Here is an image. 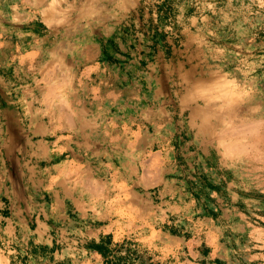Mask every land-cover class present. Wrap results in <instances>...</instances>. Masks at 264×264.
Masks as SVG:
<instances>
[{
	"label": "rangeland",
	"instance_id": "1",
	"mask_svg": "<svg viewBox=\"0 0 264 264\" xmlns=\"http://www.w3.org/2000/svg\"><path fill=\"white\" fill-rule=\"evenodd\" d=\"M52 2L64 11L65 17H69V20L76 23V25L67 26V40L73 36L80 39L84 37L89 42L87 49L77 46V49L73 50V58L77 62L72 66L73 73L68 76L71 77L74 89L78 88V91L74 95H69L68 105L71 104L66 110L72 112L71 115H77L80 118H91L86 122L88 127L83 131L82 138L88 139L89 147H93L95 151L89 154L90 159L86 160V164L93 186L97 184L95 186L97 188L89 186L95 191L92 192L94 189L89 190L82 178L87 171L82 168L81 164L74 165L73 163L74 167L69 171L74 174L76 183L67 185V188L78 194L80 198L90 199L91 204L96 207L93 210V225L101 226L102 230L109 232L106 235L107 244L114 241L116 243L126 242L133 245V249H128V251L135 253L144 246H159L162 243L163 237L156 231H148L147 225H142L141 220L138 219L141 212L130 206L133 185L129 183L142 178L149 179L150 190L155 189V195L158 194L157 188L164 183L161 193L170 199L184 197L188 202V199L206 196L215 203L216 208L212 210L204 206L202 215L212 218L217 224H232V221L234 225L240 226L249 223L264 224V219L255 215H247L246 210L249 206L248 197L264 195V185L256 183L259 177L264 175V56H262L264 54V45H262L264 44V26L261 25L260 28L258 25H253L248 34L243 33L240 24L233 28L228 25L232 20L225 8H197L196 6L199 5L197 0L186 1L185 6L180 9L173 7L181 6L183 2L180 0H170L169 3L167 0H106L98 6L96 13L91 15L93 19H90L89 25H85V17L81 12L83 0H53ZM2 3L5 11L3 14L0 10V200L6 203L13 179L19 177L22 182H30L27 180L28 175L34 172L26 165L20 170L13 169L9 163V160L13 158L12 155L16 160H28L29 165H37L38 170L46 165V162L36 160L30 150L23 152L25 145L30 143L31 146H29L33 148L34 142L38 141L36 133L27 126L29 117L25 115L23 106L27 102L28 104L33 102V110L37 107L43 109L44 106L36 100L37 82L40 81L42 84V81L40 73L36 70L38 65L35 63L33 51L7 48L8 43L13 46L18 44V36L1 29L2 24L9 23L10 19L7 6L10 2L0 0L1 6ZM168 4L170 8L167 7ZM27 11L31 9L27 8ZM145 12L149 14L145 16ZM252 12L249 15H253ZM32 14L44 37L48 30L46 23L39 15ZM137 17L140 19L137 20ZM154 17H157L154 25L141 24L142 22L146 24V19L151 23ZM234 17V19L241 20L238 15ZM143 28H145V33L146 29L149 32L153 29L156 37L149 45L150 49H141L134 53L130 49L135 50V45L138 46L137 32L141 33ZM227 29L230 30L227 31ZM12 31H15V28H12ZM119 35L123 38L122 42H126L124 38H127L131 40V43H125V46L119 45L117 41ZM51 38L54 41L57 40L53 37L43 39L42 45L46 46V41ZM140 42L142 44V41ZM68 43L72 44V41ZM77 43L82 44L81 41H74L73 44L77 45ZM105 47L108 48L106 51ZM46 51L47 49H44L41 52L42 57L39 59L42 63L48 58ZM9 52L12 54L7 55ZM14 54L19 58L23 56L24 61L25 59L30 61L26 65L23 64L25 66L21 67L23 71L12 67ZM6 66L11 67L8 70ZM210 68L217 69L220 74L222 73L221 76L233 81V87L242 96L238 103V112L241 116L260 117L261 129L259 127L258 134L252 135L253 139L255 135V139L258 138L255 145L257 148L252 146L255 142L248 134L244 138L248 141V150L239 155L235 153L232 158L225 157L211 145L214 138L212 139L208 133H201L197 130L196 124L200 122V119L195 116L190 120L189 109L182 110L179 102L175 100V92H185L180 89V81L206 77ZM157 82L159 84L155 91L154 85ZM81 88H85L87 93L81 94ZM114 89L115 92L121 91L123 97H126L124 104L114 97L103 98L98 100V103L92 99L93 94L101 97L103 92L109 90L108 93H111ZM32 90L33 92L29 93ZM1 94L4 96L3 99ZM191 104L195 103L191 101L189 105ZM154 106L156 111H154ZM90 109L96 112L93 116L89 114ZM43 116L48 118L44 112L39 115V118ZM22 117H24L23 120ZM153 121H161L162 124L163 150L160 153L155 151H158L156 146L153 150L149 146L153 136L150 122ZM9 123L12 128L9 127ZM140 129L144 130L147 137L137 145L136 138ZM10 131L15 134V138L12 142L11 153L8 155L5 149ZM54 137V135H48L46 140L50 142ZM101 139L104 141L105 152L100 153L101 160H96L95 157L99 155L97 148L102 142ZM252 147L255 149L253 150ZM256 154L260 156L256 157ZM64 155L60 154L56 160L63 158ZM151 155L154 156L153 160L150 159ZM119 157L124 160L123 164L119 163ZM102 165L105 170L102 169ZM37 173L44 174L40 171ZM196 181H200L202 185H195L193 182ZM240 181H254L255 183H235ZM26 186L29 192H33L35 188L34 191L44 193L48 200L51 197V189L55 187L53 184ZM170 195L173 196L169 197ZM177 195L179 197H176ZM99 205L105 207L98 209ZM68 212L70 217L75 215L70 209ZM186 213L187 217H192L191 221L197 215H201L195 211V208L188 207ZM115 218L118 220L115 221ZM4 224L5 222L2 225ZM140 229L143 230L140 231ZM7 235V231H0V264H55L56 258L49 255L55 250L47 246L33 245L32 242H26L23 246V242L9 240L4 248V241H8ZM61 251L58 250V257ZM154 251L160 255L164 250L157 248ZM63 252L66 253L68 250H63ZM247 253L251 251L245 245L235 247V254ZM66 258L64 254L58 260L66 261ZM242 259L243 263L247 264L252 263V260H257L248 255ZM105 264L137 263L126 259L121 262L114 260L111 256ZM215 264L222 263L215 262Z\"/></svg>",
	"mask_w": 264,
	"mask_h": 264
},
{
	"label": "crops",
	"instance_id": "2",
	"mask_svg": "<svg viewBox=\"0 0 264 264\" xmlns=\"http://www.w3.org/2000/svg\"><path fill=\"white\" fill-rule=\"evenodd\" d=\"M9 1L10 7L13 9L19 10L22 7L20 0ZM169 1L167 0L168 3ZM180 1L183 2L181 6L175 5L173 7H177L178 9L183 8L185 6L184 3L188 0ZM198 1L199 5L196 6L197 8H225L226 12L230 13V20H232L228 25H231L233 28L240 24L243 33L248 34L250 27L253 25H258L260 28L264 26V0ZM25 5L30 9L34 8V5ZM167 7L170 8V4ZM0 10L4 14L3 3L2 6L0 5ZM251 10L255 11L252 12ZM251 12L253 15H249ZM148 14V12H145V16ZM235 15H238L241 20L234 19ZM136 19L139 20L140 18L137 17ZM152 19L151 23L146 19L147 23L143 24L142 22L141 24L145 26L154 25L157 17ZM35 21L33 17L26 16V13L22 14L18 20L19 31L14 26H9L5 23L8 30L2 26V31L10 34L14 33L18 36V44L13 46L11 43H8L6 44L7 48L11 50L22 48L24 51H40V54L44 49L53 47V39L46 41V46L42 45L44 37L41 35V29ZM38 21L41 20L38 19ZM10 28H15V31H11ZM144 30L145 28L141 30V33L137 32L139 47L135 45V50L130 49L134 53L141 49H150L149 45L153 43L156 37L154 36L153 29L151 32L146 29V33ZM231 31L233 32V29ZM122 39L121 35L117 37L119 45L125 46V43H131V40H127V38H124L126 42H122ZM69 41H72V44L74 41H81V45L78 43L76 45L81 49L89 47L88 39L84 37L80 39L79 37L72 36ZM140 41H142V44ZM107 49V47L104 48L105 51ZM8 54L11 55L12 52ZM10 67L6 66V69L9 70ZM12 67L14 68L13 65ZM58 116H54L52 119L45 118L44 116L37 119V124L33 128L36 131L35 135L41 141L42 147L38 150L36 147L31 148L29 145H25V150L23 151L30 150L36 160H44L46 165L38 170L37 165H29L28 160H16L14 155H12V160H9L13 169L20 170L26 165V167L31 168L35 173L32 172V174L28 175L27 180L30 182H22L19 177L14 178L10 183L11 188L7 194L8 200L6 203L0 200V231L8 232V241H4V248L9 243V240L23 242V246H25L26 242H32L33 245L37 244L38 246H47L55 250V252L49 253V255L56 258L55 264H105L111 256L114 260L117 259L122 262L126 259L137 264H215V262L222 264H247L243 263L242 259L246 255L257 259L256 261L252 260V263L249 264H264V224L256 225L249 223L240 226L234 225L233 221L232 224H217L212 218L202 215L205 209L204 206L212 210L216 208L212 200L206 196L188 199V202L185 201L184 197L178 199L167 198L165 194L161 193L164 183L157 188L158 194L155 195V189L153 191L150 190L151 185L148 178L137 179L135 180L136 182L129 183L133 185L130 206L141 212L138 215V219L141 220L142 225H147L148 231H156L163 237L162 243L159 246H144L140 250H136L135 253L128 251V249H133V245L126 242L116 243L114 241L107 244L106 235L109 232L102 230L101 226L93 225V210L96 207L91 204L90 199L85 200L83 197L80 198L78 194L67 188V185L76 183L74 181V174H71L69 171L74 165L81 164L82 168L87 171L85 175L89 174L86 160H89V154L95 151L93 150L94 148L91 150L89 143H86L81 135H83L82 131L88 127L86 122L90 121L91 118L85 117L84 119L73 115L67 119V116ZM82 121L86 124L85 126L82 124ZM30 134L33 135V133ZM48 135H54L55 137L52 141L48 142L46 140ZM14 151L15 149L12 153ZM104 152L105 147L102 139L101 144L97 148L99 155L95 157L96 160H101L100 153L103 154ZM60 154L65 155L63 158L56 160ZM101 167L105 170L103 165ZM38 171L44 174L39 175ZM85 175L82 176L83 180L86 178ZM88 176L91 178L90 174ZM260 177L256 183L264 185V175ZM193 183L195 185H202L200 181ZM235 183L255 182L240 181ZM29 184L33 186L55 185L51 189L50 200L45 197L44 193L34 191V187H32L34 188L33 192H29L26 186ZM171 196L173 195L169 197ZM176 197H179V195ZM247 201H249V206L246 209L247 215H255L264 219V195L248 197ZM104 207L99 205L97 208L102 209ZM187 207L195 208V211L201 215H197L191 221L192 217H187ZM69 209L75 215L70 217L68 215ZM231 209H234L233 205ZM117 220L118 218H115V221ZM3 222H5L4 225H2ZM142 230L140 229V231ZM242 244L248 247L251 253L235 254V247ZM157 248L164 251L160 255L156 254L154 249ZM59 249L62 250L59 257H63L65 254L67 256L66 261L58 260ZM66 249L68 252L64 253L63 250Z\"/></svg>",
	"mask_w": 264,
	"mask_h": 264
},
{
	"label": "bare ground",
	"instance_id": "3",
	"mask_svg": "<svg viewBox=\"0 0 264 264\" xmlns=\"http://www.w3.org/2000/svg\"><path fill=\"white\" fill-rule=\"evenodd\" d=\"M52 1L53 0H20V4L22 7L19 8V10L15 9V8H14L15 9L14 10L12 7H10V3L7 4L8 9H9L8 14L10 15L9 23L7 22L9 26H14L16 28V30H18L19 17L24 13H26V16L28 15V16L32 17L33 16L32 13H34V16L39 15V17L47 25L48 30H47L46 35L44 36V39H48L50 37H53L55 39L57 38V40H55L53 43L54 44L53 47H50L45 52L46 54H48L47 55L48 58L45 59L43 61V63L39 59L40 57H42L41 53L39 54L40 51H33V53H34L33 57H34V59H36L35 63H37L36 65H38V69H36V70L38 73H40V80L42 81L41 82L42 84H40V81L37 82L38 87H37L36 100H38V103L42 104L44 107H43V109H42V107H37L36 109L33 110L32 109L33 108L32 106H34L33 102H31L29 104H28V102L27 103L25 102L26 104H24L23 109L25 111V115L29 117L27 126L29 129H31V131H33L35 133H36V131L34 130L33 126L35 124H37V119H39V115H41L43 112L49 119H52L54 116L59 117L58 115L65 116V117L67 116L66 117L67 119H68V117L71 118V116H73V115H71L72 112H68L66 110L68 108V106L71 104L70 103L68 105V103H69L68 97L71 94L74 95L75 92L78 91V88L74 89L71 77L68 76V74L73 73V67L72 66L74 65V63L77 62V60L73 58V50L77 49V46H76V44H69L68 43V41H69V40L67 41L68 33L66 32L68 30V27H67L68 25H71V24L76 25V23L69 20V17H65L66 15H65L64 11L61 10V8L56 3L52 2ZM105 1L106 0H83L81 12L85 17V22H84L85 25H87V24L89 25L90 19H93V18H91L92 17L91 15L93 13H96L97 8H99L98 6L105 3ZM25 4H28L30 6L34 5V8H31V11H27L28 7H26ZM70 8H72V7H70ZM103 17H104V15H103ZM3 26H4L3 28H6L8 30L7 25H3ZM10 29L12 31V28H10ZM70 36H72V35H70ZM13 58H14L13 65L16 69H21L23 64L26 65V64L30 63V61H28L26 59L24 61L23 56H22V58H19L17 55L14 54ZM94 58H95V56H94ZM23 67H25V66H23ZM126 68H129V67H126ZM221 74L217 69L210 68L206 77H197L194 79L192 78L190 80H185V82L180 81V89H183V91H185V92L182 93V92L177 91V92H175L174 97H175V100H177L179 102L182 110H184L185 108L189 109L190 120H192L195 116H197L200 119V122L196 124L197 130L201 133H206V134L208 133L212 139L214 138L212 140L211 145H213L215 150L220 151L225 157L231 158L233 156V154H235V153H238V155H239L241 152L245 153V151L248 150V141H245L244 138L248 134L251 136L254 134H258L257 130L259 129V127L261 126L262 123L260 121V117L259 118L258 117L250 118V117H243L239 114L238 103L240 102L242 96L240 95V93H238L236 91L235 87H233V84H232L233 81L231 79L224 77V76H221ZM158 84L159 83L157 82L154 85L155 91H157ZM27 85H25V86H27ZM81 87H84V86H81ZM29 88H31V87H29ZM84 89L83 88L80 89L81 94H85V92L87 93V91H85ZM108 91L103 92L101 97H97L96 94H93L95 96L92 95V99L97 101L95 103H98V100H102L103 98L106 99V98L114 97L115 99H117V98L120 99L122 104H124L126 102V97L125 98L123 97V93H121V91L115 92V89H114V91L111 90L112 91L111 93L110 92L108 93ZM31 92H33V90L29 91V93H31ZM27 93H28V91H27ZM3 94H4V92H3ZM1 98L2 99L4 98V96L2 94H1ZM13 100H15V99H13ZM28 100H29V98H28ZM93 100H90V102H93ZM25 101H26V99H25ZM191 101H193L195 104L189 105V102H191ZM20 103H22V101ZM96 108H98V106H96ZM154 109H155L154 111H156L155 106H154ZM90 111H91V113H89V114L92 116L96 113V112H94L93 109H90ZM10 117H11V115H10ZM78 117H80V116H78ZM113 117H115V116H113ZM83 118L85 119V117H83ZM15 120H13V121L15 122ZM5 121H6V119H5ZM92 123H94V122H92ZM29 124H30V127H29ZM123 125H124V123H123ZM150 125H151L152 130H153V132H152L153 136H152V139H150V145L149 146H150L151 150H153V147L156 146L158 148V151L157 150H155V151L157 153H160L163 150V142L161 141V137H162V135H161V125H162L161 121L150 122ZM89 126H90V123H89ZM91 126H92V124H91ZM9 127L12 128L10 123H9ZM260 129H261V127H260ZM82 132H80V133H82ZM138 133L139 134L137 135V138L135 137L137 140L136 141L137 145H139L143 141V138L147 137L146 133L142 129H140L138 131ZM259 135H262V134L259 133ZM259 135H257V136L259 137ZM27 137H29V136H27ZM8 138H9L8 141L6 140L7 145H6L5 150L7 151L8 155H9L11 153V150H12L11 149L12 148V142L14 141L15 134L12 131H10ZM255 138H256V135H255ZM255 138L253 139V136H252V139L254 140L253 142H255V144L253 143L254 145H252V146L257 148L255 145H256V141L258 138L257 139H255ZM259 139H260V137H259ZM83 140L86 143H90L89 140L86 138L85 139L83 138ZM40 142H41L40 139H38V141L34 142L33 148L36 147L38 150H40L42 147ZM27 143H28V140H27ZM28 145H30V143H28ZM249 145L251 146V144H249ZM91 148H93V147H91ZM255 148L252 147L253 150ZM153 155H154V153H153ZM258 155L256 157H258ZM153 157L151 155L150 159L153 160ZM158 159H160V158H158ZM118 160H119L120 164L124 163V160L121 159V157H119ZM154 160H155V158H154ZM148 165H150V164H148ZM147 168H149V166ZM79 172H81V171H79ZM88 175L89 174L85 175L86 178H84V181L87 182L85 185L88 186V188H89V186H93V182L91 181V178ZM95 186H93V187L95 188ZM88 188L86 187V189H88ZM94 188L90 187L89 190L94 189ZM95 189L92 190V192H94Z\"/></svg>",
	"mask_w": 264,
	"mask_h": 264
}]
</instances>
